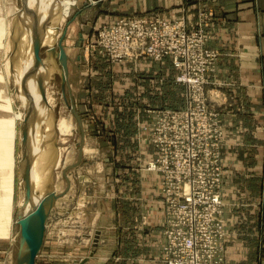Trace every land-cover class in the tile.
Masks as SVG:
<instances>
[{
  "label": "rangeland",
  "instance_id": "rangeland-1",
  "mask_svg": "<svg viewBox=\"0 0 264 264\" xmlns=\"http://www.w3.org/2000/svg\"><path fill=\"white\" fill-rule=\"evenodd\" d=\"M25 1L26 0H0V159L1 157L11 158L10 164L7 166L10 173L6 171L7 169L4 171L0 167V264H17V257L20 249V227L17 224V212L21 204V199L23 200L24 193V185L22 181V125L29 109V107L26 108L29 106L27 101H32V99L24 93L26 88L21 90L20 84L17 83L16 79L18 74H15V68L20 69L19 64L25 62V58L18 60V57H16L18 50L16 51V49L22 51L31 45L30 38H28L29 34L24 35L22 32L23 30L19 28V21L24 17L23 6L26 4ZM30 2H33V0L29 1V5H31ZM92 2L93 0H62L58 20L56 22L49 21L46 26L41 27V29L37 31V35L35 34L36 38L39 35V43L43 44L38 54L39 58L42 60L40 66L41 70L38 71L37 69L31 71V74L35 76H33L35 81L32 80L31 76L22 68L23 74L21 77L25 81L24 83L28 84L29 88L36 82L40 83L44 80L45 96L47 95L50 98H53L51 107H48V103L43 101V108L47 111L44 113L43 117L41 116L42 118L36 113V106L33 105V112L31 113L29 120V131L32 130V142L39 146L34 140L35 131L37 132V137H41L40 139L38 137L40 140V146L42 149L49 151L50 154L49 158L43 160L41 163V160L45 158V155L39 154L34 156L31 150L32 155L30 156L32 163L33 161L35 163V160H37L36 164H39V167L42 164L40 174L41 172H44L42 171L44 168H47L44 170L45 172H48V177L45 178L46 181L37 191H35L34 186V195L39 196L40 200L50 192H54L58 195V197L51 200L50 205L46 208L47 219L43 245L36 259V264H84V257H89L91 249L92 251H96L99 247L104 249V254H108V258L104 262L105 264H132L130 259L138 253V249L135 246V238L128 235L130 231L129 228L131 227H114L115 223L114 226H110L109 224L107 229V235L109 237V239H107L108 241L102 240L100 237V230L97 232L99 229V225H97L99 212H101L99 211V204L97 203L99 202L101 195L102 197H106V200L109 203L113 202L115 204L116 201H120L121 198L118 197H121L119 186L122 181L121 175L122 173H135L132 169L136 168V166L132 162L133 159L130 155L137 154L138 149L131 145H119L116 138L121 136V133L117 130L105 131L100 128L98 129V126H95L96 129L91 130L90 135V130L84 128L85 122L83 120H94L95 115L88 114V112H85L82 115L79 114V104L76 100V92L85 88L88 78L84 75L79 77L76 75L77 82L74 86L73 77L70 76V71L73 70L72 68L78 65L81 72H83V66L86 68L87 61H89L91 57L96 56V54L103 57L110 64L137 60L126 58L122 61L113 60V57L108 55L102 49L103 47L100 44V40L98 41L100 32L103 31V29L114 25L116 20L122 17H150L152 15H158L168 21H185L190 27L200 22V20H197V22L192 21L189 17H166L160 13L132 14L121 16L91 30L92 27L89 28L90 26L88 24L91 23L93 17L89 11H87V7ZM25 20L23 22H25ZM206 23L207 25L204 27L206 29L205 31L208 41L209 35L207 29L209 27V22ZM17 39H22L21 41L19 40V48L16 47L17 44H15ZM59 43H61L67 56L68 76L64 93L61 89L62 65L55 54L48 52L50 44H52L58 52ZM214 51L219 54L217 50ZM140 58H148L159 62L149 57ZM16 60L18 61L16 62ZM178 76L179 70L176 73L175 82L182 87L183 92L181 97H179V99H173L174 102L172 101L171 106L156 108L154 111L159 112L164 109H180L187 113L188 117L183 119L178 117L177 122L173 119H168L167 124L159 125V121H156L155 114L149 122L140 123L139 125V131L141 130L145 135L143 136V139L154 149V157L136 169L156 173L160 178V191L164 207V243L160 253V261L163 264H168L167 260L165 261L164 256V247L167 242V236L165 233L166 196L165 193H163L162 187L163 175L158 171L149 170V163L160 164L163 161H167L171 164L173 171H176L178 164L177 161L174 160V149L175 147H178L183 150L185 147L180 141H176V145H168L162 138L164 134H166L167 138L173 141L176 139H184L186 141H194L197 144H202L203 141L206 140L204 130L198 128L196 124H194L193 127L190 126V119H194L195 117L188 111L197 108L198 100L193 96L189 87L179 82L177 78ZM208 83L209 84L205 87L207 94L210 90L209 87L216 85V82L213 80H208ZM108 99V104L115 108H118L123 101V99L117 95H111ZM96 100L99 103L105 99L97 97ZM207 105H209L217 115L219 114V120L222 127L220 129V142L214 140L217 133L210 131L208 133L209 141L206 143L213 147L221 145L220 151L222 158L225 131L220 113L217 110V102L210 100L208 95ZM69 106L74 107L79 114L82 121V130ZM62 119L69 125L68 135H61L57 131L56 127L58 121ZM48 124H52L51 126L56 128L55 131H53V128L51 127V134H49V132L47 133L49 128ZM36 125L38 126L36 127ZM51 136L54 139H52ZM83 137V153L81 160L78 162L79 145ZM136 137L139 139L140 135L138 134ZM100 138H110V144H100ZM4 147L9 149V151L6 152V155H4ZM51 148L53 150H51ZM199 155H206V152L195 156L190 150H186L182 155L181 161L184 162L192 161V159H201L207 166L203 167L204 173L196 175L197 183L195 188H197V190L195 193L202 192L203 189L206 188L209 189V191H212L213 195L219 196L222 201L223 207L220 213V218L223 221L224 235L220 239V244L222 247L221 254L223 255L224 264H226L225 241L230 233L226 228L227 222L223 217L225 206L221 194V185L224 177L223 159H221V161L219 160L221 171L218 172V169L220 168L214 166L213 160L199 158ZM135 159L137 165L141 164L143 161L141 157H136ZM5 173L6 175L7 173L11 174L12 180V195L9 202L10 210L8 209L10 217L4 216L3 211L5 209L3 204H1L5 198V189H1ZM64 173L67 177L64 176ZM86 173L88 175L84 176ZM100 179L103 180L102 188L104 189V192L102 191V193H100ZM131 196L134 195H130V197ZM33 200H35L34 203L38 202L37 199ZM106 200L104 198L103 201L105 202ZM211 202L212 196H207V200H203L201 204L208 206L211 205ZM101 210L104 212L103 217L105 216L108 221H111L116 216V212H118L113 208L107 210L105 209V206H103ZM5 212L7 211L5 210ZM123 212L122 208H120L119 213L121 219L127 217V215H125L126 211ZM257 232L261 238L260 246L257 247V250L261 251L259 258L257 259V264H264V224L258 227ZM201 245L205 246V251H208L209 243L206 240H202ZM95 251L92 252L91 256L94 255Z\"/></svg>",
  "mask_w": 264,
  "mask_h": 264
},
{
  "label": "crops",
  "instance_id": "crops-1",
  "mask_svg": "<svg viewBox=\"0 0 264 264\" xmlns=\"http://www.w3.org/2000/svg\"><path fill=\"white\" fill-rule=\"evenodd\" d=\"M87 11L93 17L88 24L91 30L132 14L160 13L166 17H189L195 22L200 20L201 13L208 17L206 46L219 52L215 72L210 76L216 85L209 87L208 95L217 102L225 131L221 194L225 203L223 217L230 233L225 241V260L226 264H257L261 253L257 250L261 243L257 229L264 224V0H93ZM87 62L83 72L78 65L70 71L74 86L76 75L88 78L85 88L76 92L79 114L95 115L94 120H83L84 128L90 130V135L97 126L105 131H119L118 144L135 146L138 152L130 155L132 162L136 168L144 165L154 157V149L143 139L145 135L139 131V125L150 121L154 109L171 106L173 99L181 97L182 87L175 82L177 71L170 59L156 62L139 58L110 64L96 54ZM111 95L123 99L118 108L108 104ZM97 97L105 100L98 103ZM109 140L100 138L99 142L110 144ZM3 151L6 155L9 149L4 147ZM136 157L143 159L141 164L137 165ZM10 159L1 157V169H7ZM136 168L132 169L135 173L121 175L120 201L109 203L101 195L96 230H100L103 241H108L109 224L131 227L128 235L135 238L138 249L130 259L132 264H163L160 253L164 243V207L160 178L156 173ZM8 173L1 188L5 189L1 202L7 211H3L5 217H10L12 195ZM102 184L100 179V193L104 192ZM101 205L118 211L111 221L103 217ZM120 208L126 211V218L121 219ZM103 250L99 247L91 256V249L84 264H105L108 254Z\"/></svg>",
  "mask_w": 264,
  "mask_h": 264
},
{
  "label": "built area",
  "instance_id": "built-area-1",
  "mask_svg": "<svg viewBox=\"0 0 264 264\" xmlns=\"http://www.w3.org/2000/svg\"><path fill=\"white\" fill-rule=\"evenodd\" d=\"M200 22L188 26L185 21H168L158 15L150 17H122L115 24L100 32L98 41L102 49L113 60L153 58L159 62L170 59L178 71L179 82L190 88L198 100L195 110H189L195 118L190 119L204 130L206 140L202 144L184 139L171 140L166 134L162 137L168 145L180 141L185 149H174V160L178 167L173 171L167 161L149 163L148 169L163 175L162 187L166 196V229L167 242L164 247L165 261L168 264H224L220 239L223 237L221 220L222 201L209 189L195 193L196 175L204 173L206 166L201 159L181 161L184 151L190 150L199 158L213 160L214 166L220 168L221 145L209 146L208 133L214 131L215 141L220 142L221 122L219 114L207 105L205 87L210 76L215 72L219 54L206 47V29L208 17L199 14ZM207 28V27H206ZM159 125L167 124L168 119L177 122V118H187L183 110L164 109L155 112ZM195 122V123H194ZM153 129V128H152ZM153 140V139H152ZM153 142V141H152ZM207 167V166H206ZM221 168L218 169V172ZM207 196H212L211 205H202ZM202 240L209 243L208 251L201 245Z\"/></svg>",
  "mask_w": 264,
  "mask_h": 264
},
{
  "label": "bare ground",
  "instance_id": "bare-ground-1",
  "mask_svg": "<svg viewBox=\"0 0 264 264\" xmlns=\"http://www.w3.org/2000/svg\"><path fill=\"white\" fill-rule=\"evenodd\" d=\"M29 1L30 0H26L25 1L26 5H28V9H27V13L24 14L23 19H21L19 21V28H21L23 30L22 32L24 33V35L29 34L28 38H30L31 45L27 49H23L22 51H20L19 49H16V51L18 50L17 51V56H16V57H18V60H21V59L25 58V62L24 63L21 62L19 64L20 69L19 68H15V74L16 75L18 74V77L16 79H17V83L20 84L21 90H24L26 88L24 90V93L26 95H28L32 99V101L30 100V102H29V100L27 101L29 103V106H27L26 108L33 107V105L36 106V108H35L36 109V113H38V115L40 117L41 116L43 117L44 113L47 111L45 108H43V103H44L43 101L48 103V107H51V104L53 103V98H50L47 95L45 96V92H44V97H43V94L41 93V91L39 89V87H41L44 90V87H45L44 80L42 82H40V83L36 82L34 85H32V87L29 88L28 84L24 83L25 81L23 80L21 75L23 74V70H24L28 75L31 76V79L35 81V79L33 78L34 75L31 74V71L37 70V69H38V71H40L41 70V68H40L41 64H39L35 68L33 66L34 65V60H35V49L33 47V42H35L37 31H39L41 29V27L46 26L49 21H55L56 22L58 20V16L60 14V6H61V1L62 0H33V2H30L31 5H29ZM24 20H25V22H23ZM37 39L39 41V35L37 36ZM19 40L21 41L22 39H17L15 41V44H17L16 47H18V48H19L18 44H20ZM40 45L42 46L43 44L40 43ZM50 46H52V44H50L49 47ZM18 60H16V62ZM22 68H23V70H22ZM27 102H26V104H27ZM35 115H37V114H35ZM34 118H36V117H34ZM54 121H55V119H54ZM51 125L52 124H50V125L48 124L49 128L47 127L48 128L47 133L49 132V134H51L50 132H52V128H53V131H55V129L57 128V131L61 135H68L69 134V125L63 119L58 121V124H57L56 128H54ZM37 126L38 125H36V127ZM28 136H29V140L32 142V139H31L32 130H30ZM38 137H37V132L34 131V140L39 146L35 145L33 142L31 144V142H30V147H31L30 149L32 150L34 156L35 155H39V154L45 155V158H43L41 160V163H42L43 160H45V159L47 160L49 158L50 154H49V151L42 149V147L40 146V140H39L41 137H39V139H38ZM51 138L54 139L52 136H51ZM63 140H64V138H63ZM45 141H46V137H45ZM53 144H54V141H53ZM51 150H53V149L51 148ZM56 151H57V149H56ZM35 153H37V154H35ZM36 161L37 160H35V163H34V161L32 163V159H30V162H29L30 163L29 166H31V163H32V166L30 168H31V173L33 174L32 183L35 186V191H37L44 184V182L46 181L45 178L48 177V172H45V170H44V169H47V168H44L42 170L44 172H41V174H40V170L42 169L41 168L42 164L39 167V164L37 165ZM39 162H40V160H39ZM32 174H31V176H32ZM42 197H43V195H42ZM33 199H37L38 202L34 203L35 200H32L33 202H31V204H28L25 207L24 212H23L24 214L30 213L32 208H33V206L37 205L39 203V201H40L39 196H36V195H33ZM22 204H23V200H22L21 205L19 207H21Z\"/></svg>",
  "mask_w": 264,
  "mask_h": 264
},
{
  "label": "water",
  "instance_id": "water-1",
  "mask_svg": "<svg viewBox=\"0 0 264 264\" xmlns=\"http://www.w3.org/2000/svg\"><path fill=\"white\" fill-rule=\"evenodd\" d=\"M28 5L23 6L24 14L27 13ZM33 47L35 49V60H34V68L42 63L41 58H39V50L41 49V45L37 38H35V42H33ZM48 52L51 54H55L62 65L61 68V89L62 92H65V87L67 83V56L65 54L64 49L59 43V51L55 50V47L51 46L48 49ZM42 94H44L43 88L39 87ZM73 114L75 115L78 125L82 130V121L79 114L76 112L74 107L69 106ZM33 112V107H29L27 114L24 118L22 125V152H23V166H22V181H23V204L19 207L17 212V224L20 227V249L17 257V264H36V259L43 245L47 212L46 208L50 205L51 200L58 197L54 192H50L42 198L37 205H34L31 212L28 214H24V209L28 204L33 202L34 195V185L32 183L31 176V166H29V160L31 159V147L29 140V120L31 113ZM83 136V132H82ZM83 142L84 137L79 145V155L78 162L82 158L83 153ZM64 176L66 174L64 173Z\"/></svg>",
  "mask_w": 264,
  "mask_h": 264
}]
</instances>
